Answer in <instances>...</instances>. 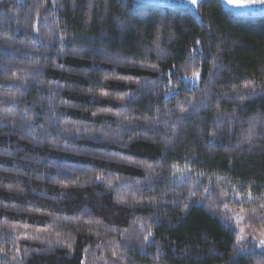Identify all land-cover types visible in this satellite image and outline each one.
<instances>
[{"label": "trees", "instance_id": "trees-1", "mask_svg": "<svg viewBox=\"0 0 264 264\" xmlns=\"http://www.w3.org/2000/svg\"><path fill=\"white\" fill-rule=\"evenodd\" d=\"M197 12L0 0V264L264 262V18Z\"/></svg>", "mask_w": 264, "mask_h": 264}, {"label": "water", "instance_id": "water-1", "mask_svg": "<svg viewBox=\"0 0 264 264\" xmlns=\"http://www.w3.org/2000/svg\"><path fill=\"white\" fill-rule=\"evenodd\" d=\"M139 3L160 9L188 10L198 16L197 7L204 0L191 4L189 0H137ZM223 9L238 18H264V3H253V0H220Z\"/></svg>", "mask_w": 264, "mask_h": 264}, {"label": "snow or ice", "instance_id": "snow-or-ice-1", "mask_svg": "<svg viewBox=\"0 0 264 264\" xmlns=\"http://www.w3.org/2000/svg\"><path fill=\"white\" fill-rule=\"evenodd\" d=\"M189 2H190L191 4H196V3H197V0H189ZM253 3H264V0H253ZM157 46H158V45H157ZM73 54L76 55V54H78V53H75V52H74ZM85 55H88V53L85 52ZM199 75H200L199 72H193V73H192V77H193V79L198 78ZM106 79H107V77H106ZM61 87H62V86H61ZM108 94H109V93L106 92V91H102V92L100 93L101 96H107ZM53 95H54V94H53ZM93 99H95V97H93ZM120 99H123V97H120ZM129 99H131V98H129ZM52 107H53V109H54V106H52ZM105 111H107V109H105ZM181 111H183V109H181ZM92 115H93V116H96V112H93ZM55 117H56V112L53 110V111L51 112V114H50V120H52V122H55ZM93 131H95V130L90 129V128H87V127L83 128V129H79V128H77V129H76V138H77V139L84 138V135H86V134H88V133H90V132H93ZM245 143H248V144L251 145V139H250V138L246 139V140H245ZM122 146H126V145H122ZM85 154H87V153H85ZM101 158H105V157H101ZM108 158H110V157H108ZM53 166L58 167V168L60 167L59 165H53ZM149 167H151V166H149ZM95 179H96L97 181H99V180H101V177H100L99 175H97V176L95 177ZM109 187H111L110 184H109ZM205 191L207 192L208 190L206 189ZM25 239H27V237H25ZM145 239H147V237H145ZM260 244H261V245H264V240H261V241H260ZM114 255H115V254H114ZM262 264H264V262H262Z\"/></svg>", "mask_w": 264, "mask_h": 264}, {"label": "rangeland", "instance_id": "rangeland-1", "mask_svg": "<svg viewBox=\"0 0 264 264\" xmlns=\"http://www.w3.org/2000/svg\"><path fill=\"white\" fill-rule=\"evenodd\" d=\"M199 80H200V75L198 78L195 79H193L192 76L183 78V82L190 83L193 85L197 84ZM176 173L178 174L179 177H181L180 180H183L182 178L187 175L184 171H180V170H177ZM245 219H246L245 216H243L241 213H236L234 214L233 218L228 221V224L232 225L233 227H238L245 221Z\"/></svg>", "mask_w": 264, "mask_h": 264}, {"label": "bare ground", "instance_id": "bare-ground-1", "mask_svg": "<svg viewBox=\"0 0 264 264\" xmlns=\"http://www.w3.org/2000/svg\"><path fill=\"white\" fill-rule=\"evenodd\" d=\"M222 6V5H221Z\"/></svg>", "mask_w": 264, "mask_h": 264}]
</instances>
